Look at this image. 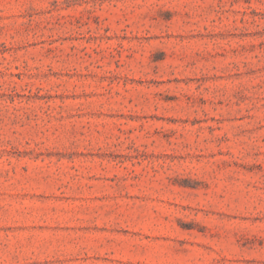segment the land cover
Masks as SVG:
<instances>
[{
    "label": "rangeland",
    "instance_id": "rangeland-1",
    "mask_svg": "<svg viewBox=\"0 0 264 264\" xmlns=\"http://www.w3.org/2000/svg\"><path fill=\"white\" fill-rule=\"evenodd\" d=\"M0 264H264V0H0Z\"/></svg>",
    "mask_w": 264,
    "mask_h": 264
}]
</instances>
